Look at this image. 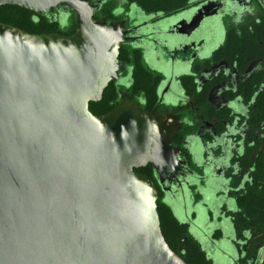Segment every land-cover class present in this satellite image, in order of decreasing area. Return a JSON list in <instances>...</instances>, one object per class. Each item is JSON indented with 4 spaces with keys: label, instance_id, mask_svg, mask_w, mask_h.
Listing matches in <instances>:
<instances>
[{
    "label": "water",
    "instance_id": "95a60500",
    "mask_svg": "<svg viewBox=\"0 0 264 264\" xmlns=\"http://www.w3.org/2000/svg\"><path fill=\"white\" fill-rule=\"evenodd\" d=\"M221 1L197 6L193 26L223 14ZM93 3L0 0L50 19L52 9L76 15L67 36L0 23V264H187L164 240L154 184L134 171L150 164L163 189L166 179L183 190L176 171L186 163L172 144L182 122L130 100L89 111L122 69L128 39L121 22L92 18ZM226 4L228 14L247 7Z\"/></svg>",
    "mask_w": 264,
    "mask_h": 264
},
{
    "label": "flooded vegetation",
    "instance_id": "af4514ba",
    "mask_svg": "<svg viewBox=\"0 0 264 264\" xmlns=\"http://www.w3.org/2000/svg\"><path fill=\"white\" fill-rule=\"evenodd\" d=\"M93 1L98 3L92 18L121 22L125 37L128 38L126 43L121 45H125L128 50H138L143 64L158 77L155 85L156 101L148 103L141 92L134 95L128 93L131 86V68L125 62H120L122 69L117 71V78L114 81H117L119 87L127 94L119 102L134 101L146 112L155 110L159 113H171L182 122L173 136L172 144L180 149L182 159L186 163L179 165V170L176 171L183 175L184 181L186 179L184 183L186 186L183 190L176 189L167 185L165 179L163 189L155 179L153 169L152 183L163 191L166 203L211 258H218L223 264L225 259L237 264L238 258L244 254L239 250L232 219L238 210L236 197L251 184L249 171H243L240 166L244 133L248 130L247 105L239 95L228 98L226 94L229 90L236 91L239 80L249 77L253 72L263 71L248 72L246 68L243 73L238 74L224 61L210 62L209 65H204V62L211 56L212 45L215 44L217 36L212 44L210 41L215 30L220 27L219 20L228 14L225 3L231 1L233 8L241 11L248 4L247 0H222L223 2H220L222 16L219 13L213 17L203 15L195 27L192 20L197 15V6L208 0H187L185 6L173 12H147L131 0H124L121 5L106 12L104 0H91L92 3ZM52 12L57 17L60 16L53 9ZM179 21L191 22L182 24L180 30L173 29L174 24ZM187 39L183 48L173 47V44ZM219 62H223L228 70L201 79L203 71ZM196 67H200L199 71L195 70ZM230 71L234 72V77H229ZM220 74L224 79L211 86L205 103L199 104L196 96L204 85ZM229 78L233 80L232 86L229 85L231 82ZM223 82L225 85L219 91V101L215 102L211 97L212 93L216 92L217 87L223 85ZM210 107L223 116L209 119L206 115ZM240 109H244V112L237 116L235 112L238 113ZM184 127L190 129V132L184 133ZM168 179L170 180V177ZM198 219L201 220L199 223L204 231L200 230V225L194 224ZM263 253L264 249L261 256H264Z\"/></svg>",
    "mask_w": 264,
    "mask_h": 264
},
{
    "label": "trees",
    "instance_id": "16d2710c",
    "mask_svg": "<svg viewBox=\"0 0 264 264\" xmlns=\"http://www.w3.org/2000/svg\"><path fill=\"white\" fill-rule=\"evenodd\" d=\"M139 8L150 11L173 12L187 3V0H131ZM259 17L249 25H239L238 28L225 26L222 42L212 51L204 65L210 62L224 61L228 67L234 68L238 74L244 72L250 61L264 60V3L258 2ZM106 12L109 9L105 10ZM54 13V12H53ZM52 19L38 15L31 10L16 5L0 6V23L23 30L27 33H56L71 35L75 32V14L68 11L59 13ZM118 62H125L130 66L131 86L128 93L134 95L141 92L146 102L156 101L155 85L158 77L142 62L138 50H128L125 45L119 49ZM200 67L195 70L199 71ZM224 79L221 74L212 78L203 86L196 96L199 104L205 103L209 88ZM189 83L190 80H188ZM122 87L117 81L111 80L103 90L101 99L90 102L89 111L93 115H101L114 108L119 100L118 95ZM192 93V92H191ZM239 95L247 105V127L244 133L243 154L240 166L243 171H249L251 184L236 197L238 208L232 219V226L237 238L239 250L244 254L238 258L237 264H262L264 256V74L253 72L249 77L239 80L236 91H227L226 96L232 98ZM209 119L221 117L222 113L214 111L212 107L206 115ZM186 129V130H185ZM221 130V128L219 129ZM184 133L190 129L183 128ZM136 173L145 174L152 182V168L148 164L134 170ZM156 210L160 222V229L164 240L175 252H178L187 264H217L201 244L194 239L188 227L182 223L164 199V193L158 185ZM240 253V255L242 254ZM218 261V260H217ZM220 264H223L221 260ZM232 264V263H229Z\"/></svg>",
    "mask_w": 264,
    "mask_h": 264
},
{
    "label": "rangeland",
    "instance_id": "374dc122",
    "mask_svg": "<svg viewBox=\"0 0 264 264\" xmlns=\"http://www.w3.org/2000/svg\"><path fill=\"white\" fill-rule=\"evenodd\" d=\"M105 1V5L104 8L106 7L107 9H112L116 6H119L122 4V2L124 0H104ZM262 3H264V0H260ZM247 7H246V10L244 13L242 14H225L223 19L222 20H219L221 21V23H218L220 27L217 28V30H215V33L213 34V38H212V41H210V43L212 44V42L214 41L215 37L217 36V38L215 39V44L212 45V50L215 49L223 40V36H224V30H225V26L227 27H234V28H238L239 25H249L250 23H252L254 20L258 19V17L260 16L259 13H260V10H259V5H258V0H247ZM222 16V14H221ZM219 33V34H218ZM263 48H264V45H263ZM210 51V52H211ZM228 68L226 67V65L223 63V62H219L217 64H214L212 65L209 69L205 70L202 72L201 74V79L203 78H207L211 75H214L216 74L217 72L219 73L220 71H227ZM252 70H261L263 71V74H264V60L263 61H260V60H254V61H251L247 67V71L250 72ZM247 72V73H248ZM234 72L233 71H230L229 72V77L232 76L234 77ZM231 78V77H230ZM229 78V81H231V79ZM234 79V78H232ZM223 85H219L218 90L216 92H213L212 93V99L213 101H219V98H220V92L221 91V87H223L225 85V83L223 82L222 83ZM233 84V80L230 82L229 85L232 86ZM125 94H127L126 91H123L121 90L119 95H118V100H122V98H124ZM239 106V105H238ZM238 113L235 112V114L237 116H240L239 113L240 112H244V109H240L239 111H237ZM175 216L177 217V214H175ZM264 255V253H263ZM218 260V261H217ZM223 260V259H222ZM219 259L216 258L215 262L217 264H220L219 263ZM225 261L224 263H230V261L228 259H225L223 260ZM261 264V263H259ZM262 264H264V262L262 261Z\"/></svg>",
    "mask_w": 264,
    "mask_h": 264
}]
</instances>
